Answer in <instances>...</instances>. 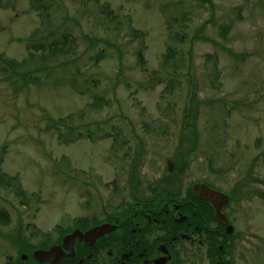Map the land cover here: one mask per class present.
I'll use <instances>...</instances> for the list:
<instances>
[{
    "label": "rangeland",
    "instance_id": "obj_1",
    "mask_svg": "<svg viewBox=\"0 0 264 264\" xmlns=\"http://www.w3.org/2000/svg\"><path fill=\"white\" fill-rule=\"evenodd\" d=\"M263 71L264 0H0V264L167 160L244 206L264 264Z\"/></svg>",
    "mask_w": 264,
    "mask_h": 264
},
{
    "label": "flooded vegetation",
    "instance_id": "obj_2",
    "mask_svg": "<svg viewBox=\"0 0 264 264\" xmlns=\"http://www.w3.org/2000/svg\"><path fill=\"white\" fill-rule=\"evenodd\" d=\"M171 162L172 170L166 165L168 175L174 168L177 173L173 177L162 173L147 198L101 207L99 212L88 207L85 214L74 215L68 227L57 222L54 238L48 233L38 248L20 246L12 264H53L36 262L32 253L54 247L61 256L56 264H246L245 253L255 248L256 236L251 235L244 206L205 179L187 181L184 186L185 163ZM197 184L228 199L211 202L198 196L193 189ZM101 226H105L102 234L93 232L64 244L75 230L84 234Z\"/></svg>",
    "mask_w": 264,
    "mask_h": 264
},
{
    "label": "water",
    "instance_id": "obj_3",
    "mask_svg": "<svg viewBox=\"0 0 264 264\" xmlns=\"http://www.w3.org/2000/svg\"><path fill=\"white\" fill-rule=\"evenodd\" d=\"M262 84L264 86V71H263V75H262ZM167 164V167L169 170H172V162L170 160H168L166 162ZM194 191L196 192V194L198 196H203L207 199H209L211 202H213L215 199H224L225 201L228 199V197L220 192H216L210 188H208L207 186H204V185H195L193 187ZM105 229V226H101V227H97V228H94L92 230H90L89 232L87 233H82L78 230H75L74 232H72L71 234L67 235L65 237V240H64V244H65V241L66 240H69L70 243H73L75 241L76 238H79L80 240H83V238L85 236H87L88 234H91V233H95L96 235H99V234H102L104 233ZM32 257L33 259L36 261V262H41V261H48V262H51L53 264H56L58 261L57 260H61V256H58L57 254V248H51L49 251L45 252V251H42V250H35L33 253H32Z\"/></svg>",
    "mask_w": 264,
    "mask_h": 264
},
{
    "label": "trees",
    "instance_id": "obj_4",
    "mask_svg": "<svg viewBox=\"0 0 264 264\" xmlns=\"http://www.w3.org/2000/svg\"><path fill=\"white\" fill-rule=\"evenodd\" d=\"M39 7H42V8H44L45 7V5H44V2H39ZM63 38H61V41H58V43H56V45H58V44H60V47H58V48H64L65 46H67L65 49H61L64 53L63 54H65V53H68L69 51H71L72 50V48H73V43H74V40L73 39H71V41H70V45H66L65 44V42H64V40H66V37H68L69 38V35H63L62 36ZM64 44V45H63ZM64 46V47H63ZM49 48L54 52L55 51V49H54V45L52 46V47H50L49 46ZM60 50V51H61ZM55 56V55H54ZM137 56H138V58L139 59H141L140 61L142 62V54H141V52H138L137 53ZM33 74V72H24V73H21L19 76L23 79V81H28L29 80V78H28V75H32ZM98 103L99 102H97L96 101V103L93 105L94 107H98L97 105H98ZM69 134H72L73 132H74V129L73 130H68L67 131ZM61 134H62V132H60ZM87 133H88V135H93L94 134V132L92 131V130H90V129H87ZM81 137V134L79 133V138ZM125 144H126V141H123ZM11 179H15L14 177L13 178H10V177H8V180H3L2 178H1V176H0V184H6V185H10L11 183H10V181H12ZM255 193H257V195H259V196H262V197H264V194L263 193H261V192H255ZM7 213L5 212V211H2V210H0V222L1 223H6L7 221H8V219H7Z\"/></svg>",
    "mask_w": 264,
    "mask_h": 264
}]
</instances>
